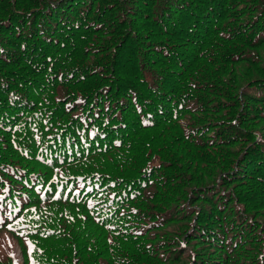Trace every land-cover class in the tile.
<instances>
[{
  "label": "trees",
  "instance_id": "trees-1",
  "mask_svg": "<svg viewBox=\"0 0 264 264\" xmlns=\"http://www.w3.org/2000/svg\"><path fill=\"white\" fill-rule=\"evenodd\" d=\"M0 264H264V0H0Z\"/></svg>",
  "mask_w": 264,
  "mask_h": 264
},
{
  "label": "rangeland",
  "instance_id": "rangeland-1",
  "mask_svg": "<svg viewBox=\"0 0 264 264\" xmlns=\"http://www.w3.org/2000/svg\"><path fill=\"white\" fill-rule=\"evenodd\" d=\"M3 245L10 253L15 255L17 262L22 261V254H21L20 247L18 246V244L15 241H13V244L10 245V241L8 239H6L4 241ZM1 246H2V243H1Z\"/></svg>",
  "mask_w": 264,
  "mask_h": 264
},
{
  "label": "snow or ice",
  "instance_id": "snow-or-ice-1",
  "mask_svg": "<svg viewBox=\"0 0 264 264\" xmlns=\"http://www.w3.org/2000/svg\"><path fill=\"white\" fill-rule=\"evenodd\" d=\"M9 228H11L12 226L11 225H8Z\"/></svg>",
  "mask_w": 264,
  "mask_h": 264
}]
</instances>
